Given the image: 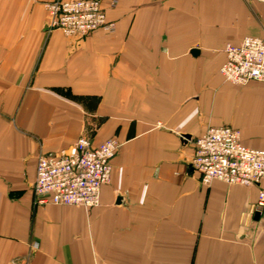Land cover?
<instances>
[{
	"label": "crops",
	"instance_id": "obj_1",
	"mask_svg": "<svg viewBox=\"0 0 264 264\" xmlns=\"http://www.w3.org/2000/svg\"><path fill=\"white\" fill-rule=\"evenodd\" d=\"M50 1L0 0V264H264V182L205 186L191 165L209 127L264 150V84L219 73L264 2L101 0L114 30L77 38L47 29ZM80 136L120 143L100 205L35 206L37 158Z\"/></svg>",
	"mask_w": 264,
	"mask_h": 264
},
{
	"label": "built area",
	"instance_id": "obj_2",
	"mask_svg": "<svg viewBox=\"0 0 264 264\" xmlns=\"http://www.w3.org/2000/svg\"><path fill=\"white\" fill-rule=\"evenodd\" d=\"M264 2V0H256ZM49 31L82 38L97 31L112 32L101 0H53L44 3ZM219 69L224 82L244 86L264 84V39L244 37L226 44ZM191 165L202 185L220 182L228 186L259 187L264 182V150L246 146L241 132L231 126L209 127L193 141ZM120 143L108 139L96 146L80 136L71 152L46 153L37 158L32 187L35 206H72L85 210L100 205L101 189L112 175V160ZM264 216V189L253 208Z\"/></svg>",
	"mask_w": 264,
	"mask_h": 264
},
{
	"label": "rangeland",
	"instance_id": "obj_3",
	"mask_svg": "<svg viewBox=\"0 0 264 264\" xmlns=\"http://www.w3.org/2000/svg\"><path fill=\"white\" fill-rule=\"evenodd\" d=\"M251 1H253V0H251ZM260 4H263L264 5V3H260ZM114 5H115V2H113L112 6H114ZM104 10H105V13H106V17L108 18V16H107V10L105 8H104ZM254 25L256 26L257 29L258 28L260 29V33L261 34H259V35L262 36L263 39H264V23L261 20H258L257 19V22ZM246 113L248 114V116H251V112L249 110H247V109H246Z\"/></svg>",
	"mask_w": 264,
	"mask_h": 264
},
{
	"label": "water",
	"instance_id": "obj_4",
	"mask_svg": "<svg viewBox=\"0 0 264 264\" xmlns=\"http://www.w3.org/2000/svg\"><path fill=\"white\" fill-rule=\"evenodd\" d=\"M191 54L194 55V56H196L198 54V51L197 50H192L191 51ZM259 216H260L259 213H255L254 218L255 219H258Z\"/></svg>",
	"mask_w": 264,
	"mask_h": 264
}]
</instances>
